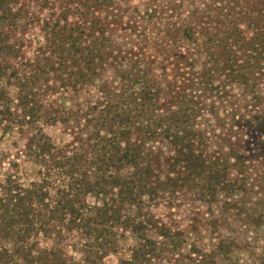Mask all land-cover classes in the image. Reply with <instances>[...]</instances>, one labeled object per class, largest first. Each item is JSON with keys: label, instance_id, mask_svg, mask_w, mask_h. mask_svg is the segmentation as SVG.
Segmentation results:
<instances>
[{"label": "trees", "instance_id": "trees-1", "mask_svg": "<svg viewBox=\"0 0 264 264\" xmlns=\"http://www.w3.org/2000/svg\"><path fill=\"white\" fill-rule=\"evenodd\" d=\"M5 136L0 264H104L127 236L118 264L199 263L152 208L264 189V0H0ZM137 137L167 144L164 169Z\"/></svg>", "mask_w": 264, "mask_h": 264}, {"label": "rangeland", "instance_id": "rangeland-1", "mask_svg": "<svg viewBox=\"0 0 264 264\" xmlns=\"http://www.w3.org/2000/svg\"><path fill=\"white\" fill-rule=\"evenodd\" d=\"M148 1L130 0L131 5L139 10H142ZM32 8H34L33 5ZM226 90L234 98L240 87L230 84ZM83 100L84 97L81 96L70 99L69 94H66L60 99V103L70 109L81 104ZM221 107L229 109L227 104H222ZM219 120L223 119L219 118ZM228 121L224 119L223 123ZM212 123L213 126L206 129L207 136L211 137L210 151L220 149L225 152L229 138L218 140L212 136V133L220 134L222 121L215 120ZM44 131L54 140L63 137L59 125L47 126ZM11 139V136H5L0 141V149L10 147ZM137 139L142 155L157 159L161 163V168L164 169L165 156L170 153L167 144L161 139L145 140L142 137H137ZM22 142V140L18 141L17 145H21ZM249 173L251 177L264 174V164L259 162ZM236 176L232 170L228 179L232 181ZM262 181L263 179H260V185H251L250 181H244V189L232 187L218 191L216 200L212 203L185 199L176 205L159 204L152 208V212L170 224V227L181 230L185 239L183 254L186 255L191 246L196 247L197 254L203 257L199 263L195 262V264H264V189ZM45 244H49V241H40V245ZM132 244L133 240L129 236L121 239L118 251L107 255L104 258V264H118L119 259L128 256V246ZM189 262L190 260L185 257L180 263ZM162 264L168 263L163 262Z\"/></svg>", "mask_w": 264, "mask_h": 264}]
</instances>
